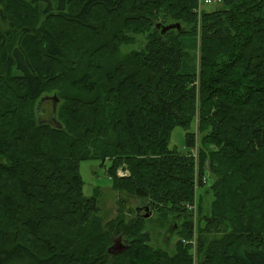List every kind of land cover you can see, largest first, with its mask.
Wrapping results in <instances>:
<instances>
[{
  "label": "trees",
  "instance_id": "trees-1",
  "mask_svg": "<svg viewBox=\"0 0 264 264\" xmlns=\"http://www.w3.org/2000/svg\"><path fill=\"white\" fill-rule=\"evenodd\" d=\"M196 7L0 0V264H264V0H221L199 18ZM138 37L141 47L120 56ZM46 93L58 98L55 123L39 118ZM193 121L197 179L212 180L213 198L197 227L186 207L195 199ZM176 127L186 154L169 149ZM82 161H99L125 197L106 224L97 198L83 195ZM233 173L237 190L226 186ZM244 184L258 191L246 198ZM127 199L176 227L172 253L149 245ZM118 236L127 248L108 252Z\"/></svg>",
  "mask_w": 264,
  "mask_h": 264
},
{
  "label": "rangeland",
  "instance_id": "rangeland-1",
  "mask_svg": "<svg viewBox=\"0 0 264 264\" xmlns=\"http://www.w3.org/2000/svg\"><path fill=\"white\" fill-rule=\"evenodd\" d=\"M220 7V2H213L209 5H202L201 6V12L202 11H214ZM11 28H19L18 25L15 23L12 25ZM4 30V28H3ZM10 35H12L10 33ZM139 40V42H138ZM143 43L142 38H137V43L135 44H128L126 46L121 47L120 56H124L128 54L130 50L133 49H139ZM186 49L192 53V42L186 43ZM42 102L39 105L38 111L41 108V111L39 112V118L46 122H52L55 123L53 120V117H49V114H51V111L54 109V107H57L58 104V98L56 94L54 93H46L42 95ZM57 98V101L54 99ZM42 112V113H41ZM191 130L195 133V140L196 144L199 145L200 135L196 130L195 121L191 124ZM169 149L174 150L180 154H186L187 150L190 148L187 147L186 143V135L185 130L182 127H176L172 130L169 140ZM195 164V178H194V191H195V201L196 204L200 202V199L202 198V207L200 208V212L198 213V210L196 212V216L193 218L196 227L197 225H203L206 223V218H211V202H212V192H211V183L212 180L205 178V182L201 183L203 184L200 186L199 181L197 179V158L193 159ZM105 166L108 165V163H104ZM79 173L82 180V190L84 197H96L98 200L99 205V217L102 220V224H106L109 221L113 220L117 216V209H118V203L117 201L119 199L123 200L125 197H121L118 195V193H115L112 191V179L109 178L105 173V168L100 164L99 161H82L79 164ZM237 178V179H236ZM236 179V180H235ZM235 180V181H234ZM243 184V180L241 177L234 176V173L230 176L226 186L229 189V187H235L236 190L239 188V185ZM222 184H217L219 187ZM243 191L241 194L244 195L246 198H251L253 194H255L258 191V188L255 184H244L243 185ZM233 193V192H232ZM234 195V193H233ZM124 202V201H123ZM145 202V201H144ZM253 204L248 206L246 210H242L241 213H245L249 209H254L253 206L255 205V202L252 201ZM126 205V208L129 210H132L134 212V215H141L143 216L145 214L144 209H140L137 213L135 212V208L139 207V204H141L140 200L135 201H129L128 199L126 202H124ZM222 207H220V211H222ZM229 215L231 218H235L237 224L239 225V222L236 218H238L237 213H239L237 210L238 208L234 206V202L231 206H228ZM151 214V212H150ZM130 217H133L132 214H128ZM142 218V217H141ZM143 231L144 233H148L150 236L149 245L156 249H162L167 252L172 253L174 251V245L179 239L180 235L176 233V227L174 225L162 228L160 225V222L158 221L157 213L152 211V214L148 218H143ZM184 221L183 218H180L178 220V223H182ZM230 231V229L228 230ZM112 244H114V248L110 252H115L117 250H125L128 243L127 240H124L121 236H118L113 239ZM112 246V245H111ZM120 248V249H119ZM123 250V251H124Z\"/></svg>",
  "mask_w": 264,
  "mask_h": 264
},
{
  "label": "built area",
  "instance_id": "built-area-1",
  "mask_svg": "<svg viewBox=\"0 0 264 264\" xmlns=\"http://www.w3.org/2000/svg\"><path fill=\"white\" fill-rule=\"evenodd\" d=\"M215 1L216 2H220L221 0H197V7L195 8L194 12L198 16V18L201 15V6L202 5H209V4H211V3L215 2ZM191 156L194 159L197 158V150H196V147H194L191 150ZM127 175L128 174L126 172H121V171L117 172V176H119V177H125ZM203 180H205V179L203 178ZM186 207H187V209L189 211H191L192 213H195V211H196V204L194 202L193 203H190V204H187ZM190 243L192 244V246L194 248V244H195L194 243V240L190 241Z\"/></svg>",
  "mask_w": 264,
  "mask_h": 264
},
{
  "label": "water",
  "instance_id": "water-1",
  "mask_svg": "<svg viewBox=\"0 0 264 264\" xmlns=\"http://www.w3.org/2000/svg\"><path fill=\"white\" fill-rule=\"evenodd\" d=\"M156 28L160 30L161 34H164L165 32H167L169 30H173V29H175L177 31L180 30V25L178 23L177 24H170L167 26L156 25ZM42 99L43 98H41V100ZM41 100H40V102H41ZM54 100L57 101V98H55ZM54 110H55V107H54ZM140 209H144L146 211L145 214L142 216L143 218H148L150 216V206H148L146 203L139 204V207L135 208V212L137 213L138 211H140ZM114 247H115L114 244H112V246L108 249V252H110ZM123 250L116 251L115 253H120Z\"/></svg>",
  "mask_w": 264,
  "mask_h": 264
},
{
  "label": "flooded vegetation",
  "instance_id": "flooded-vegetation-1",
  "mask_svg": "<svg viewBox=\"0 0 264 264\" xmlns=\"http://www.w3.org/2000/svg\"><path fill=\"white\" fill-rule=\"evenodd\" d=\"M120 249V248H119ZM118 251V250H117ZM116 252V251H115Z\"/></svg>",
  "mask_w": 264,
  "mask_h": 264
}]
</instances>
